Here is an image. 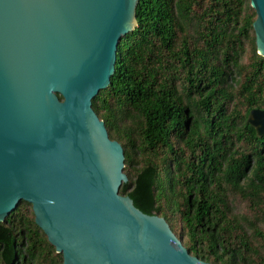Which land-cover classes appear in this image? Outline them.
I'll return each mask as SVG.
<instances>
[{
	"label": "trees",
	"instance_id": "16d2710c",
	"mask_svg": "<svg viewBox=\"0 0 264 264\" xmlns=\"http://www.w3.org/2000/svg\"><path fill=\"white\" fill-rule=\"evenodd\" d=\"M109 85L92 99L123 147L119 192L163 216L212 264H264V57L249 0H138ZM175 222L178 227H175ZM0 264H63L20 201L0 222Z\"/></svg>",
	"mask_w": 264,
	"mask_h": 264
},
{
	"label": "water",
	"instance_id": "95a60500",
	"mask_svg": "<svg viewBox=\"0 0 264 264\" xmlns=\"http://www.w3.org/2000/svg\"><path fill=\"white\" fill-rule=\"evenodd\" d=\"M138 0H0V222L20 201L63 264H212L137 208L123 147L92 99L114 73ZM264 57V0H249ZM264 133V109L247 116Z\"/></svg>",
	"mask_w": 264,
	"mask_h": 264
},
{
	"label": "rangeland",
	"instance_id": "374dc122",
	"mask_svg": "<svg viewBox=\"0 0 264 264\" xmlns=\"http://www.w3.org/2000/svg\"><path fill=\"white\" fill-rule=\"evenodd\" d=\"M175 227H178V223L177 222H175Z\"/></svg>",
	"mask_w": 264,
	"mask_h": 264
}]
</instances>
